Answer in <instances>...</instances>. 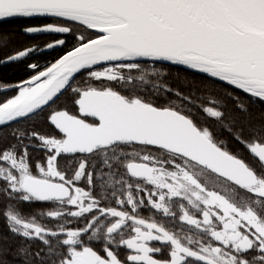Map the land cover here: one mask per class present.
Masks as SVG:
<instances>
[{
  "label": "snow or ice",
  "instance_id": "1",
  "mask_svg": "<svg viewBox=\"0 0 264 264\" xmlns=\"http://www.w3.org/2000/svg\"><path fill=\"white\" fill-rule=\"evenodd\" d=\"M0 264H264V0H0Z\"/></svg>",
  "mask_w": 264,
  "mask_h": 264
},
{
  "label": "trees",
  "instance_id": "2",
  "mask_svg": "<svg viewBox=\"0 0 264 264\" xmlns=\"http://www.w3.org/2000/svg\"><path fill=\"white\" fill-rule=\"evenodd\" d=\"M4 73H10V72H12L13 70L12 69H4V70H2Z\"/></svg>",
  "mask_w": 264,
  "mask_h": 264
}]
</instances>
